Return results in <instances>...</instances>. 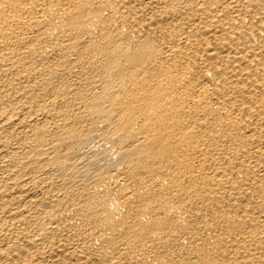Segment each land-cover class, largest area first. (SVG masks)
<instances>
[{
    "label": "bare ground",
    "instance_id": "1",
    "mask_svg": "<svg viewBox=\"0 0 264 264\" xmlns=\"http://www.w3.org/2000/svg\"><path fill=\"white\" fill-rule=\"evenodd\" d=\"M0 264H264V0H0Z\"/></svg>",
    "mask_w": 264,
    "mask_h": 264
}]
</instances>
